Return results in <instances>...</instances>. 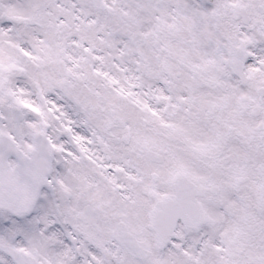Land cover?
Wrapping results in <instances>:
<instances>
[{
	"label": "snow or ice",
	"instance_id": "obj_1",
	"mask_svg": "<svg viewBox=\"0 0 264 264\" xmlns=\"http://www.w3.org/2000/svg\"><path fill=\"white\" fill-rule=\"evenodd\" d=\"M0 264H264V0H0Z\"/></svg>",
	"mask_w": 264,
	"mask_h": 264
}]
</instances>
